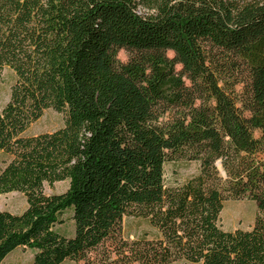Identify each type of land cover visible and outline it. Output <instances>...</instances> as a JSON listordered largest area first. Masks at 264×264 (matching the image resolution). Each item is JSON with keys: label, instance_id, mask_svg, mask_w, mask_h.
<instances>
[{"label": "trees", "instance_id": "trees-1", "mask_svg": "<svg viewBox=\"0 0 264 264\" xmlns=\"http://www.w3.org/2000/svg\"><path fill=\"white\" fill-rule=\"evenodd\" d=\"M4 69L0 196L27 206L0 210V264H264V0H0ZM47 110L63 127L23 136ZM179 159L198 173L166 186ZM227 200L254 203L248 230L219 226Z\"/></svg>", "mask_w": 264, "mask_h": 264}, {"label": "rangeland", "instance_id": "rangeland-1", "mask_svg": "<svg viewBox=\"0 0 264 264\" xmlns=\"http://www.w3.org/2000/svg\"><path fill=\"white\" fill-rule=\"evenodd\" d=\"M171 56V53H168ZM120 62H126L128 55L121 50L117 54ZM15 76L9 69H4L0 76V109L6 104L9 98V91L13 85ZM64 125V116L52 110H47L42 117L30 125L23 136H34L42 133H51L62 128ZM257 136L258 133H255ZM8 157L0 153V170L8 161ZM199 163L186 160H174L166 163L164 167V183L166 186L183 184L198 173ZM68 182L55 183L52 187L44 185L46 195L61 194L67 190ZM26 200L22 194L9 193L0 196V210L11 214H21L26 208ZM256 214V208L253 202L247 200L233 201L227 200L223 204L220 213L219 226L225 231H234L236 229L248 230ZM62 223L55 227L60 234L70 237L73 234V224L70 220V213L66 212L61 216ZM121 235L126 240H134L148 235L153 238L157 234L155 230L142 219L123 217L121 221ZM34 252L28 249L19 248L9 254L2 264H31ZM89 260H97V256L92 253L88 256ZM62 264H85L84 262L74 263L66 261ZM175 264H187L176 262Z\"/></svg>", "mask_w": 264, "mask_h": 264}, {"label": "crops", "instance_id": "crops-1", "mask_svg": "<svg viewBox=\"0 0 264 264\" xmlns=\"http://www.w3.org/2000/svg\"><path fill=\"white\" fill-rule=\"evenodd\" d=\"M173 264H175V263H173Z\"/></svg>", "mask_w": 264, "mask_h": 264}]
</instances>
